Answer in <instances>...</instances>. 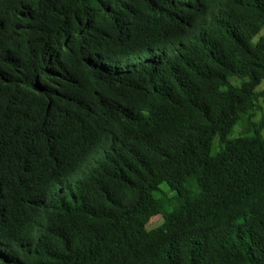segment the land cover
<instances>
[{
  "label": "trees",
  "instance_id": "obj_1",
  "mask_svg": "<svg viewBox=\"0 0 264 264\" xmlns=\"http://www.w3.org/2000/svg\"><path fill=\"white\" fill-rule=\"evenodd\" d=\"M263 79L264 0H0V264H264Z\"/></svg>",
  "mask_w": 264,
  "mask_h": 264
},
{
  "label": "rangeland",
  "instance_id": "obj_2",
  "mask_svg": "<svg viewBox=\"0 0 264 264\" xmlns=\"http://www.w3.org/2000/svg\"><path fill=\"white\" fill-rule=\"evenodd\" d=\"M236 81H240V79L238 77H235ZM259 90L264 89V79L260 85V87H258ZM261 105H262V109L261 110H257V114L258 117L263 116L264 115V100L261 99ZM162 221V218L160 217L159 219H157L156 221H153V223L150 226H156L158 225L160 222Z\"/></svg>",
  "mask_w": 264,
  "mask_h": 264
}]
</instances>
